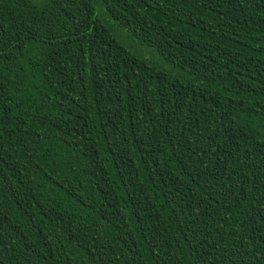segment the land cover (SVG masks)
Segmentation results:
<instances>
[{"label":"trees","instance_id":"1","mask_svg":"<svg viewBox=\"0 0 264 264\" xmlns=\"http://www.w3.org/2000/svg\"><path fill=\"white\" fill-rule=\"evenodd\" d=\"M0 264H264V0H0Z\"/></svg>","mask_w":264,"mask_h":264}]
</instances>
